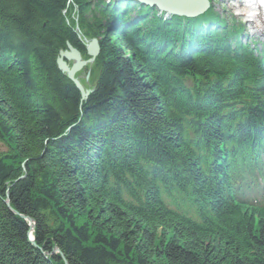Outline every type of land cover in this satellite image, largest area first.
Returning <instances> with one entry per match:
<instances>
[{"label":"trees","instance_id":"1","mask_svg":"<svg viewBox=\"0 0 264 264\" xmlns=\"http://www.w3.org/2000/svg\"><path fill=\"white\" fill-rule=\"evenodd\" d=\"M134 3L0 0V264H264V211L258 225L255 213L232 219L240 209L225 208L185 142L191 120L210 145L222 139V106L242 84L260 92L245 129H262L264 60L234 46L238 27L210 11L201 27ZM83 38L101 49L86 101L57 65L68 43L88 58ZM195 74L205 89L186 83ZM141 161L161 184L183 165L214 200L218 224L167 211ZM126 174L147 185L138 206L123 197Z\"/></svg>","mask_w":264,"mask_h":264},{"label":"bare ground","instance_id":"2","mask_svg":"<svg viewBox=\"0 0 264 264\" xmlns=\"http://www.w3.org/2000/svg\"><path fill=\"white\" fill-rule=\"evenodd\" d=\"M209 1V0H208ZM230 2H235V4L236 5H242L243 6V1L242 0H225V3L226 4H230ZM227 5V6H228ZM212 6L210 5V3H209V6H208V8L206 7V8H204V10L203 11H207L208 9H210ZM230 8V7H229ZM228 8V9H229ZM230 9H232V7L230 8ZM229 9V10H230ZM243 13H246L245 15L247 16V22L250 24V23H252V27H250V29H254L256 32H260L261 34H263L264 35V6L261 4V3H259V1L258 0H245V3H244V7H243ZM136 15V14H135ZM130 17L131 18H133V16L132 15H130ZM122 20V19H121ZM165 21H169V18L167 17L166 19H165ZM247 23V24H248ZM215 24V23H214ZM248 24V25H249ZM251 26V25H250ZM229 27H231V26H229ZM211 28L212 29H216V30H220V28L217 26V24H215V25H213V26H211ZM258 31H257V30ZM188 42H189V45L190 46H193L194 44H193V42L192 41H189V39H188ZM67 45H71L70 43H68ZM83 58V60H88V59H84V57H82ZM71 61V62H70ZM66 62H68V63H70L71 65H69L70 67L74 64V59L73 60H66ZM89 62V61H88ZM89 63H91V62H89ZM93 67H94V65H90V64H88L87 65V63L82 67V69L80 70V71H82V72H88L90 69H91V71H93ZM94 70H95V68H94ZM63 72V71H62ZM64 74H66L65 72H63ZM75 79H77L78 80V82L80 83V85H81V87H83L85 90H91V91H94L95 89L93 88V89H90V85L87 83L86 84V82H82V79H81V76H79V73H77L76 75H75ZM74 85H75V87L78 89V91L80 92V94H81V97H82V95H83V92L80 90V87L79 86H77L75 83H74ZM96 85V84H95ZM242 86L245 88V87H247V85H244V84H242ZM86 87H89L88 89L86 88ZM85 95H88L87 93H85ZM89 96L90 95H88L87 96V99L89 98ZM86 99V100H87ZM85 100V101H86ZM185 114H188V113H185ZM260 132H264V131H262V130H259ZM252 133V131H249L248 132V134L250 135ZM217 145H219V143L218 142H216L215 144H213V149H217ZM202 146H203V144H198V145H196V146H190L189 148H190V150H192L194 153L197 151V150H199L200 148H202ZM100 146H98V148H99ZM111 148H113V147H111ZM249 154V151L248 150H243V151H241V153H240V155H248ZM253 157V156H252ZM90 158H94V155H92V157H90ZM213 158H214V160H215V162H222V160H219V158H218V156L216 155V154H213ZM139 160H143V158H138ZM256 159H259V157H257ZM197 160V159H196ZM198 161V160H197ZM176 164H178V163H176ZM179 165V164H178ZM182 165V164H181ZM141 167V172L142 171H144V172H147V171H151V170H153V166L151 165V164H149V165H147L146 163L143 165V166H140ZM182 167H184L183 165H182ZM164 170V169H163ZM109 173H107V181H105L104 179H103V181H102V179L100 180V181H102V184H104L103 186L105 187V189L106 190H112L113 189V184L114 183H116L117 181L115 180V179H113V177L111 178V170H107ZM182 171H184V168H182L181 169V172ZM131 175V174H130ZM190 175V174H189ZM111 179H113L112 181H111ZM153 178H151V180H152ZM176 176L175 175H172V178H170V180H171V182H174V181H176ZM137 181V180H136ZM152 181H154V180H152ZM138 182V181H137ZM184 182H185V180H184ZM162 182H160V183H158L159 184V188H157V194H158V197H159V199L160 200H164V193H166L167 194V192H168V190L169 189H171L172 187H174L173 185H172V183H166V184H161ZM137 187L139 188V190L142 192V193H144V191H146V193H148V190H147V185L145 184L144 185V183H142V182H138L137 183ZM255 187V190H254V193L255 194H258L260 191H261V189L260 188H256V186H254ZM127 188H129V186L127 187ZM173 191H176V189L174 188L173 189ZM120 192V191H119ZM189 192H191V189L190 188H187L186 190H185V193H189ZM169 193V192H168ZM165 194V195H166ZM250 202H251V200H249ZM211 202L213 203V204H210L211 206H213L214 208H216V206H215V203H214V200L213 199H211ZM134 204H136V206H138L139 205V203L138 202H135ZM253 204H255V203H253ZM130 207H132L131 205H130ZM226 208V207H225ZM167 211H170L169 209H167V208H165ZM218 209V208H217ZM234 209V208H233ZM235 209H239L238 207L237 208H235ZM239 213L240 214H237V216H234V217H232V219L233 218H247V217H249L250 215H247V211H245V212H242V211H239ZM29 239H30V241H32V242H34L35 241V238L34 237H29ZM57 250V249H56Z\"/></svg>","mask_w":264,"mask_h":264},{"label":"rangeland","instance_id":"3","mask_svg":"<svg viewBox=\"0 0 264 264\" xmlns=\"http://www.w3.org/2000/svg\"><path fill=\"white\" fill-rule=\"evenodd\" d=\"M242 1H243V6L242 5H236L235 2H230V4L228 5L225 3V0H209V3L212 7L208 10H210V12H212L215 16L219 17V19L225 20L226 22H229V24L232 22L233 24H237L239 27H242L243 28L242 34L240 37H237L236 40H238L240 43H243V44L244 43L250 44L251 50H253L255 54H257L258 56L263 55L264 54V35L261 34L257 29L256 30L258 32H256L253 28L250 29V27H252L253 25H252V23L249 24L248 23L249 21L247 22L248 19H247V16L245 15L246 13H243V11H242L243 7H244L245 0H242ZM229 7L230 8L232 7V9H230ZM159 17H161V14L158 15V18ZM200 23H202V22H200ZM203 25L205 26L206 24H203ZM201 26H202V24H201ZM189 28H193V27L191 25H188V26H185L184 29H186L188 31L194 30V29H189ZM94 39H97V38H94ZM83 40L86 42V40L91 41L92 39L90 40L88 38H83ZM251 41H253V43H250ZM256 41H258V43H256ZM235 43L236 42H234V44ZM99 48H100V45H99ZM74 49H76V48H74ZM67 51H69L68 47H67V50H65L63 52H67ZM85 51H86V54L88 56L87 65L88 64L94 65L96 63V59L98 58V56L101 52V49H99V52L95 57H92L88 54L86 46H85ZM59 60H60V57L58 58V61ZM88 61L89 62L91 61V63H89ZM57 65H58V69L60 70L58 62H57ZM68 65H71V64L68 63ZM92 76L93 75H92L91 69H90L85 75L81 76V79L84 82H86V84L88 83L90 85V89H93V88L95 89V83L97 80V76L94 75V77L91 78ZM86 88L88 89L89 87H86ZM83 101H85V100H83ZM5 150H7V147L5 146V144L0 143V152L5 151ZM107 192H109V191H107ZM26 221L28 222V224L31 227L30 236L34 237L33 236L34 226H35L34 222L32 220H28V219H26Z\"/></svg>","mask_w":264,"mask_h":264},{"label":"water","instance_id":"4","mask_svg":"<svg viewBox=\"0 0 264 264\" xmlns=\"http://www.w3.org/2000/svg\"><path fill=\"white\" fill-rule=\"evenodd\" d=\"M143 4L149 6H155L160 10H163L171 15L193 17L202 14L204 8H208V0H139ZM88 54L92 57H95L99 52V41L93 39L91 41L86 40ZM69 51L62 52L60 60L58 61L59 68L61 71L68 74L69 78L77 86L80 87V90L83 92L82 99L86 100L87 96L90 95L93 91L85 90L81 87L75 75L80 72L82 67L87 63V60H83L81 53L74 49L71 45H68ZM74 64L70 67L66 60H73ZM91 62V61H90ZM87 93L88 95H85Z\"/></svg>","mask_w":264,"mask_h":264}]
</instances>
